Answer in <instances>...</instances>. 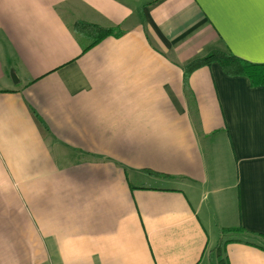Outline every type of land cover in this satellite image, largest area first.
I'll return each mask as SVG.
<instances>
[{"label":"crops","instance_id":"obj_1","mask_svg":"<svg viewBox=\"0 0 264 264\" xmlns=\"http://www.w3.org/2000/svg\"><path fill=\"white\" fill-rule=\"evenodd\" d=\"M213 50L264 64L262 0H0V264H264V87Z\"/></svg>","mask_w":264,"mask_h":264},{"label":"trees","instance_id":"obj_2","mask_svg":"<svg viewBox=\"0 0 264 264\" xmlns=\"http://www.w3.org/2000/svg\"><path fill=\"white\" fill-rule=\"evenodd\" d=\"M72 31L79 37L89 42L83 52L95 46L107 37L119 36L121 34L117 28L101 27L83 22L74 23ZM214 64L218 65L223 73L228 77H243L248 80L251 87H264V64H256L242 60L227 50H213L205 56L191 60L184 66V77L188 78L196 71L210 67ZM143 172L152 176H162L149 170H144ZM222 233L223 235L230 233L247 234L242 228L223 229ZM262 238L264 239V237ZM230 241L231 240L221 239L211 250L213 264H228V260L224 252V246ZM234 241H237V239Z\"/></svg>","mask_w":264,"mask_h":264},{"label":"rangeland","instance_id":"obj_3","mask_svg":"<svg viewBox=\"0 0 264 264\" xmlns=\"http://www.w3.org/2000/svg\"><path fill=\"white\" fill-rule=\"evenodd\" d=\"M224 149H225V152H226L225 146H224ZM211 159H212V155H211ZM229 162H230V160L227 157H225V156H223L221 154V158H220V168H221V170L225 169V167H227L229 165Z\"/></svg>","mask_w":264,"mask_h":264},{"label":"snow or ice","instance_id":"obj_4","mask_svg":"<svg viewBox=\"0 0 264 264\" xmlns=\"http://www.w3.org/2000/svg\"><path fill=\"white\" fill-rule=\"evenodd\" d=\"M262 3H264V0H262Z\"/></svg>","mask_w":264,"mask_h":264}]
</instances>
